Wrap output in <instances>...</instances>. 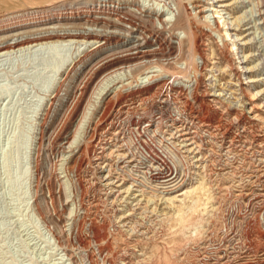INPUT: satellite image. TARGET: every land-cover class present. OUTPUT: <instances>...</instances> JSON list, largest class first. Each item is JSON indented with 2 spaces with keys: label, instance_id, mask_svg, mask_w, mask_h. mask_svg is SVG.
<instances>
[{
  "label": "rangeland",
  "instance_id": "obj_1",
  "mask_svg": "<svg viewBox=\"0 0 264 264\" xmlns=\"http://www.w3.org/2000/svg\"><path fill=\"white\" fill-rule=\"evenodd\" d=\"M104 1L0 0V37L64 24L84 32L91 27L75 19L92 20ZM114 1L125 10L135 2L153 5ZM235 1L199 5L226 13ZM258 2L245 0L246 19L230 28L231 37L222 28L231 49L236 45L233 57L218 34L206 32L198 103L188 91L163 92L150 104L139 100L154 92L121 97L112 111L100 109L78 149L58 139L72 124L78 86L89 85V92L105 73L96 65L105 49L48 44L0 57V264H264ZM168 9L163 15L174 22ZM167 107L190 118L159 125ZM192 109L201 115H190Z\"/></svg>",
  "mask_w": 264,
  "mask_h": 264
},
{
  "label": "bare ground",
  "instance_id": "obj_2",
  "mask_svg": "<svg viewBox=\"0 0 264 264\" xmlns=\"http://www.w3.org/2000/svg\"><path fill=\"white\" fill-rule=\"evenodd\" d=\"M168 1L174 3V9ZM188 1L193 5L194 13L188 9L186 0H143V3L149 2L153 5L146 8L141 6L142 3L135 2L132 9L127 8V10L121 8V5L114 0H105L103 4H99L101 10L99 15L92 20L89 16H79L75 19L76 21L84 19L85 23L81 25H88L91 29H84L85 31L80 33L73 32L68 28L69 24L51 26L53 19H48L41 22V24L50 25L48 28L36 29L34 28L36 26H32L27 32L0 37V57L48 44L71 43L80 46L91 43L94 50L105 49L106 55L96 62V65H100L105 73L97 79L89 92L87 91L89 85L78 86L79 97L74 99V106L70 111L72 124H69L73 128V133L71 137H66L68 130L72 129L68 126L63 132L61 131L58 139V142L68 145L67 148L78 149L80 145L78 142L88 137L90 127L100 109L105 106L106 112L112 111L121 97L136 95L140 97L141 94L154 92L150 97L138 99L150 104L155 101L154 97L163 92L188 91L194 103H198L200 97L198 98L197 92L204 84L202 72L208 67V62L205 61L207 52L203 46L206 32L218 34L223 45L222 51L227 49L231 57L235 55L236 45L233 43L234 46L231 49V45L224 40L222 28L227 27L225 28L226 36L231 37L228 32L230 28L245 21L247 14L243 10L245 0H236L235 4L238 5L232 8L231 12L226 13L214 10L209 5H199L203 0ZM213 1L215 4L221 0ZM258 1L259 5L264 7V0ZM161 2H164L163 6ZM166 5L170 8L167 10L168 15L171 18L175 17L174 22L163 15L166 12L163 7ZM229 6L232 7L233 4ZM238 13L241 15L236 16ZM225 14L228 17H225ZM200 24L205 25L206 31ZM177 32L185 36L181 37V34ZM164 34L170 36L162 38ZM161 38L171 43H169V49L164 47ZM123 40L125 42H122ZM175 40L177 42L172 43ZM84 80L85 84L89 83V77ZM111 95L113 97L107 101ZM193 114L197 118L201 115L199 110L190 115L193 116ZM160 116L159 125L164 120L177 118V116L190 118L179 108L171 107L161 111ZM142 119L144 118L138 117L139 122ZM111 155L108 154V157ZM79 162L82 166L81 159Z\"/></svg>",
  "mask_w": 264,
  "mask_h": 264
}]
</instances>
